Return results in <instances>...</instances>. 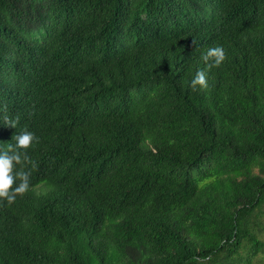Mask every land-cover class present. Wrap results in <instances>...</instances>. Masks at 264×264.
<instances>
[{"label":"trees","instance_id":"obj_1","mask_svg":"<svg viewBox=\"0 0 264 264\" xmlns=\"http://www.w3.org/2000/svg\"><path fill=\"white\" fill-rule=\"evenodd\" d=\"M25 130L0 264H263L264 0H0V151Z\"/></svg>","mask_w":264,"mask_h":264},{"label":"clouds","instance_id":"obj_2","mask_svg":"<svg viewBox=\"0 0 264 264\" xmlns=\"http://www.w3.org/2000/svg\"><path fill=\"white\" fill-rule=\"evenodd\" d=\"M227 57V52L223 45L209 47L202 53V59L208 62L207 67L213 65L219 66ZM192 86L197 85L207 87L208 75L205 69H198L195 76L191 80ZM10 125L16 126L17 121L9 118ZM15 144H8L0 151V202L6 198L11 204L17 198V193H24L30 187V169L27 164L35 162L31 160L28 149L33 145L34 140L39 137L34 131L25 130L14 135ZM27 169V170H26ZM19 181V183H17ZM15 185V186H14Z\"/></svg>","mask_w":264,"mask_h":264},{"label":"rangeland","instance_id":"obj_3","mask_svg":"<svg viewBox=\"0 0 264 264\" xmlns=\"http://www.w3.org/2000/svg\"><path fill=\"white\" fill-rule=\"evenodd\" d=\"M254 214H259L260 215V222H259V230L262 232L260 234V237L264 239V207H259L256 209V211L254 212ZM263 217V222L261 220V218ZM263 230V231H262ZM264 264V261H263Z\"/></svg>","mask_w":264,"mask_h":264}]
</instances>
